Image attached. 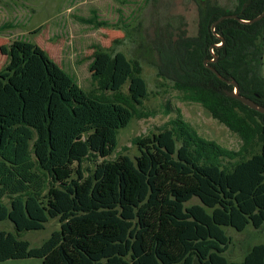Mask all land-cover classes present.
<instances>
[{
    "label": "trees",
    "instance_id": "trees-1",
    "mask_svg": "<svg viewBox=\"0 0 264 264\" xmlns=\"http://www.w3.org/2000/svg\"><path fill=\"white\" fill-rule=\"evenodd\" d=\"M205 2L197 35L154 48L160 73L182 100L200 104L235 133L237 149L200 136L176 109L158 132L133 140L134 159H105L121 127L155 114L143 110L147 87L139 64L94 44L91 87L83 90L36 44L18 39L1 48L7 62L0 69V220L11 221L17 233L43 229L50 218L60 224L33 247L1 230L0 261L264 264V243L238 261L225 255L226 228L264 224V114L226 96L222 88L232 86L203 63L220 41L212 23L238 12L250 20L264 0H236L229 11ZM78 18L94 28L109 25L94 9ZM215 31L223 42L213 45L217 58L209 65L264 106V16L253 23L225 17ZM87 161L92 167L84 168ZM192 198L199 202L186 205Z\"/></svg>",
    "mask_w": 264,
    "mask_h": 264
},
{
    "label": "rangeland",
    "instance_id": "rangeland-1",
    "mask_svg": "<svg viewBox=\"0 0 264 264\" xmlns=\"http://www.w3.org/2000/svg\"><path fill=\"white\" fill-rule=\"evenodd\" d=\"M210 1L228 11L236 6V0ZM205 3V0H0V69L7 62L1 48L25 39L42 48L73 75L81 89L86 90L91 87L88 64L92 45L99 44L111 54L120 51L139 64L147 87L143 110L155 114L133 117L121 127L115 150L105 159H115L119 155L134 159L139 152L133 140L158 132L159 127L176 117V109H180L181 117L191 123L200 136L228 149H237L241 141L235 133L200 104L182 100L173 82L160 73L158 53L154 48V44L162 40L197 35L199 10ZM92 9L109 25L94 28L79 20L78 17L89 16ZM261 74L264 76V54ZM85 167L90 168L92 164L87 161ZM198 202L192 198L186 205ZM59 224L57 218H50L43 229L17 233L13 223L5 219L0 220V231L17 234L33 247L47 239ZM226 231L231 242L225 255L230 260H241L250 246L264 243V224L260 228L248 225L243 231L228 227ZM0 264H41V259H7Z\"/></svg>",
    "mask_w": 264,
    "mask_h": 264
},
{
    "label": "water",
    "instance_id": "water-1",
    "mask_svg": "<svg viewBox=\"0 0 264 264\" xmlns=\"http://www.w3.org/2000/svg\"><path fill=\"white\" fill-rule=\"evenodd\" d=\"M264 16V8L262 10V12L260 14H258L257 16H255L253 19H250V20H240L241 22H245V23H253L259 19H261L262 17ZM224 17H230V18H235V19H239L237 17V15L235 14H232V15H226V16H223V17H220L217 21H215L212 25V28L214 27V25L220 21L221 19H223ZM214 58H216V55L214 56ZM214 60V59H213ZM208 60L205 59L204 60V65L206 67H208L220 80L224 81L225 83L231 85L232 87L231 88H222V92L228 96V97H231V98H234V99H237L239 100L241 103H243L244 105H246L247 107L259 112V113H263L264 114V106L257 103L256 101H254L253 99L245 96V95H242L240 92H239V85L237 83V81L232 77V76H229L228 78H225L223 77L214 67L208 65Z\"/></svg>",
    "mask_w": 264,
    "mask_h": 264
},
{
    "label": "flooded vegetation",
    "instance_id": "flooded-vegetation-1",
    "mask_svg": "<svg viewBox=\"0 0 264 264\" xmlns=\"http://www.w3.org/2000/svg\"><path fill=\"white\" fill-rule=\"evenodd\" d=\"M237 3V2H236ZM262 12V11H261ZM233 14H235V15H237V17L239 16V14H240V12H238V13H233ZM228 15H232V14H228ZM224 16H226V15H224ZM223 17V16H222ZM225 18V17H224ZM230 18V17H229ZM239 18V17H238ZM235 19V18H234ZM253 19V18H252ZM222 20V19H221ZM237 20H245V19H241V18H239V19H237ZM260 20V19H259ZM217 21V20H216ZM212 25H213V23H212ZM212 25H211V30H212V32L220 39V41L219 42H217V43H214L213 45L214 46H220L221 44H222V42H223V38H221V36L218 34V33H216V31H215V25H214V27L212 28ZM211 46L210 47V52H211V57L210 58H206L207 60H208V65H209V63H211V62H213L216 58H214V56H215V53H214V49H213V47L214 46ZM214 59V60H213ZM204 62V61H203Z\"/></svg>",
    "mask_w": 264,
    "mask_h": 264
}]
</instances>
